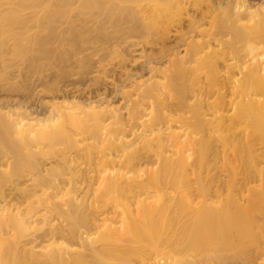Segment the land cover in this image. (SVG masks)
<instances>
[{
  "label": "bare ground",
  "instance_id": "obj_1",
  "mask_svg": "<svg viewBox=\"0 0 264 264\" xmlns=\"http://www.w3.org/2000/svg\"><path fill=\"white\" fill-rule=\"evenodd\" d=\"M118 1L10 0L0 11V65L11 55L29 68L24 83L0 71V264H132L146 253L189 264L188 252L194 264H264V0H150L158 19H179L176 44L109 100L50 104L59 87L25 84L62 59L60 44L83 41L79 16L122 15L135 32ZM77 126L101 142L95 168L62 169L59 149L43 165L46 147L77 141ZM15 156L27 169L22 159L4 169Z\"/></svg>",
  "mask_w": 264,
  "mask_h": 264
},
{
  "label": "rangeland",
  "instance_id": "obj_2",
  "mask_svg": "<svg viewBox=\"0 0 264 264\" xmlns=\"http://www.w3.org/2000/svg\"><path fill=\"white\" fill-rule=\"evenodd\" d=\"M9 2L10 0H0V11H5L9 7ZM156 3L150 0H142L138 4L120 0L116 2L114 7L121 12L128 8L133 9L135 21L138 25L135 32L130 30L133 20L122 15L112 14L108 18L107 15L92 12L79 16L77 18L78 29L87 32L83 41L78 45H72L68 42L60 44L63 49L62 59L49 61L42 70L37 72L38 74L31 75L25 84L28 86L31 82L38 83L39 79H43L50 87L57 86L60 89L55 93V96L48 94L47 102L73 106L78 102H88L90 97L96 95H104V97L106 95L108 100L111 99L110 96L114 95L116 87L122 85V81L126 79L128 74L132 75V80L149 78V75L144 73L143 69L145 60L158 54L162 47L172 48V46H175L178 38L176 25L180 24L177 18L172 19L175 22L171 23L172 20L165 18L164 14H161L158 19L157 11H162L158 10L159 7ZM174 15L175 13L172 16ZM185 17V15H182L181 18L184 19ZM155 21H157L153 25L155 32L151 35L146 34L145 23L151 24ZM183 26H185V23H183ZM57 29L67 30L66 24L57 26ZM101 29L104 34H108L110 40H104L99 36L98 32ZM156 32H160L158 41L155 38ZM30 33H34L33 35L38 39L44 36L43 31L34 26L30 29ZM6 42L11 47L14 46L12 40L8 39ZM0 68L2 73H13L15 81L19 83L22 81L24 83L29 69L26 61L11 55L5 64L0 65ZM86 72L87 74H85ZM17 98H19V95ZM76 115L78 119L89 118L80 110H77ZM85 121H89V119H85ZM91 124L89 122L87 126ZM88 127L91 130V126ZM75 130L70 133L75 135L77 141L70 143L65 140L61 141V144L55 148L46 147L44 150L45 155L38 156V160L47 168H50L55 165V152L59 149L60 154L63 155L61 158L62 169L95 168V157L103 150L101 142L91 136L88 130L80 129L78 126ZM20 159L24 163L22 168L27 169V159L24 158L23 160V156H15V159H10L8 167L4 169H14L15 161H20ZM246 170L241 168L223 169V174L227 176V179L238 178ZM41 210L43 211V209ZM33 220L39 224L33 221V225L40 226L39 221H41V218L39 220V217H35ZM169 252V249H164L166 259L171 258ZM196 255L193 252H188L182 256L181 260L194 264L197 258ZM161 258L146 253L143 257H134L132 264H155Z\"/></svg>",
  "mask_w": 264,
  "mask_h": 264
}]
</instances>
